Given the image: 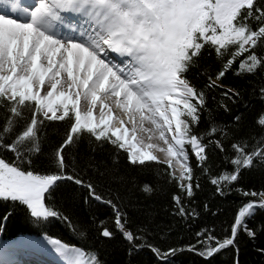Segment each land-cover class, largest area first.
<instances>
[{
    "label": "snow or ice",
    "instance_id": "obj_1",
    "mask_svg": "<svg viewBox=\"0 0 264 264\" xmlns=\"http://www.w3.org/2000/svg\"><path fill=\"white\" fill-rule=\"evenodd\" d=\"M206 47L214 48L218 59H228L216 80L202 72L207 83L198 88L187 74ZM258 47H264V0H0V110L4 111L0 200L19 202L37 221L57 217L67 221L49 200L63 180L84 183L65 173L63 153L85 134L127 148L133 164L161 163L150 149L165 152L168 175L191 197L199 185L193 183L186 145L199 162L207 159L206 149L212 144L224 151L220 140L205 143L207 136L222 131L218 127L211 126L207 135L194 132L207 105L206 90L222 88L217 81L238 58L237 75L254 74L264 67ZM260 92L264 97V87ZM223 95L239 93L225 89ZM107 98H114L131 128L115 116ZM53 121H70V129L51 154L48 168L41 170L34 158L41 153V132ZM145 121L158 130L166 148L144 144L138 131L152 132L144 127ZM258 124L264 126V115ZM232 150L233 171L211 180L218 191L238 181L245 168L264 163V138L251 151L243 141L233 143ZM9 152L11 157L6 155ZM173 160L179 165V176L171 171ZM86 187L90 196L102 199L91 183ZM144 190L151 188L145 185ZM241 194L251 199L239 207L230 236L221 240L204 230L187 250L197 251L199 246L197 254L208 258L235 246L240 231L255 236L247 220L257 209H264V191ZM173 199L180 215H188L181 197ZM105 202L113 208L116 229L135 247L140 237L125 230L120 208L111 200ZM101 226V235L111 238L113 232L104 222ZM50 243L64 264H100L95 252L58 239ZM152 250L164 260L178 251Z\"/></svg>",
    "mask_w": 264,
    "mask_h": 264
},
{
    "label": "trees",
    "instance_id": "obj_2",
    "mask_svg": "<svg viewBox=\"0 0 264 264\" xmlns=\"http://www.w3.org/2000/svg\"><path fill=\"white\" fill-rule=\"evenodd\" d=\"M256 51L258 55H264V47H258ZM227 59H218L214 48L206 47L196 61L197 66L187 74L188 78L198 88H204L207 76L201 73L208 72L216 80V73ZM239 65L240 58L217 81L222 88L206 90L207 105L194 132L207 135L211 126L218 127L222 131L207 136L205 143L209 139L220 140L224 151L212 144L206 149L207 159L203 162L190 151L193 183L199 185L193 188L191 197L170 178L165 162L133 164L125 149L85 134L63 153L67 165L65 173L84 183L78 185L72 180H63L52 191L49 200L68 218L67 221L59 217L37 221L19 202L0 200V237L12 239L19 235L41 237L47 234L86 252H95L100 264H264V251H261L264 250V209H257L247 220L248 229L255 232L254 237L240 231L235 246L208 258L197 254L199 246L197 251L187 250L189 245L197 243L196 234L204 230L221 240L230 236L239 207L251 199L243 196L241 191H264V163L261 162L242 170L239 180L222 191L211 183L213 177L233 171L229 159L235 156L233 143L246 142L251 151L264 138V126L258 124L264 115V97L260 92L264 87V67L254 74L237 75ZM225 89L238 92L239 96L226 98L223 95ZM236 117L240 119L237 121ZM3 123L4 111L0 110V125ZM70 123H46L41 132V153L34 158L38 169L48 168L51 154L63 143ZM6 155L11 157L12 153ZM88 183L93 185L101 200L90 196ZM145 185L150 186V192L144 190ZM174 196L181 197L188 215H180ZM108 200L125 215V230L140 237L135 241V247L116 229L113 208L105 202ZM101 222L113 232L111 238L101 235ZM153 248L162 253L169 249L178 251L164 260Z\"/></svg>",
    "mask_w": 264,
    "mask_h": 264
},
{
    "label": "bare ground",
    "instance_id": "obj_3",
    "mask_svg": "<svg viewBox=\"0 0 264 264\" xmlns=\"http://www.w3.org/2000/svg\"><path fill=\"white\" fill-rule=\"evenodd\" d=\"M113 101L114 98H107V102L112 105L115 116L123 119L127 127L131 128L132 124L128 122V116L123 110L116 107ZM83 107L86 108V105ZM115 126H119L118 123ZM144 127L152 129L151 133L138 131V136L145 145L150 143L158 145L160 148H166L164 142L159 139L158 130L150 122L145 121ZM149 135L152 137L151 140L148 139ZM150 150L159 159L168 160L165 152L159 151L157 148ZM43 236L26 235L17 239L0 241V245L3 244L0 248V264H64L61 256L55 250L56 246L50 243L49 237ZM50 239L55 240V238Z\"/></svg>",
    "mask_w": 264,
    "mask_h": 264
},
{
    "label": "rangeland",
    "instance_id": "obj_4",
    "mask_svg": "<svg viewBox=\"0 0 264 264\" xmlns=\"http://www.w3.org/2000/svg\"><path fill=\"white\" fill-rule=\"evenodd\" d=\"M113 139H114V138H113ZM186 147L189 148V155H190V151H191L190 146H187V145H186ZM125 150H126L127 153H128V149L125 148ZM159 160L162 161V162H165V163H166V161H167L166 159H159ZM172 171L175 172V174H176L177 176H179V174H180L179 165L176 164L175 160H173V168H172ZM182 182H185V181H182ZM43 237H49V240H51L50 238H55V237H50V236H47V235H44ZM43 237H42V238H43ZM55 239H56V238H55ZM38 243H40V242H38ZM1 245H3V244H1ZM1 245H0V248H1Z\"/></svg>",
    "mask_w": 264,
    "mask_h": 264
}]
</instances>
